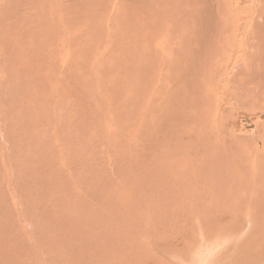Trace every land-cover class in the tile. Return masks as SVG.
<instances>
[{
    "label": "rangeland",
    "instance_id": "1",
    "mask_svg": "<svg viewBox=\"0 0 264 264\" xmlns=\"http://www.w3.org/2000/svg\"><path fill=\"white\" fill-rule=\"evenodd\" d=\"M222 1L224 0H220V3ZM257 1L255 4V0H239L238 5L227 6V13L223 16V6L219 0L4 1L5 9L0 8V26L4 28L0 31V53L4 56L6 53L5 57L2 56L3 59H9L11 53L6 51V39L15 40L11 35L25 30L27 26L28 31L32 30L29 12L37 20L42 12L50 18H60V15L53 13V7H65L67 12L75 11L69 16L70 19L67 18L66 23L71 30L75 27L77 39L83 38V45L92 42L96 48H84L85 53L92 52L93 61L89 62L93 64L96 59L93 65L97 68L101 64L102 68L98 66L99 69H93V65L87 68L81 65L83 63L80 64L81 67L72 66L64 71L67 73L64 77H70L65 89L61 91L52 85L55 89L52 92L49 88L46 90L45 86L42 89L40 85L34 90L35 81L26 78L24 74L28 71L26 66L27 70L23 72V69L11 67L7 62L0 63V242L3 240L1 236L10 241L15 239V235L8 238L2 230L3 226L11 227L12 219L9 216L4 218V210L13 207L12 214H20L16 218H23L27 228H30L28 233H31V237L28 241L31 243L25 241V235L20 232L18 240H14L10 246L15 244L20 251L30 254L32 251L27 247L35 244L43 250L36 261L30 260L24 264H45L46 260L49 261L48 264H75L78 259L80 264H168L167 258L159 253L160 248L165 245L161 240L165 237L171 244L170 234L174 232H180L182 238L191 236L192 224L195 223L197 228L205 221L207 225H203L202 235L207 243L203 250L204 254H208L207 264H217L222 250L226 249L225 242L220 248L214 236L218 230L209 226L215 223L224 224L219 230L224 234L235 228H242L245 232L241 235L250 242L248 244L264 250V112L258 110L261 107L264 109V59L249 45L260 36L264 37V16L260 18V36L254 32L255 18L259 19L260 4L264 3V0ZM54 2L59 3L57 7ZM189 3L199 8V12L194 15L195 21L191 17L184 19L186 22L183 29L180 28L183 26L181 8ZM104 6L111 9L105 10ZM78 10L86 12L87 16L95 15V18H88ZM88 10L92 13H88ZM171 11H174L173 14ZM208 18L212 21L209 24L217 31H211L209 24H206L209 33L197 46L193 31L198 36L200 25L203 27L204 19ZM81 20L89 22L81 24ZM191 23L195 24L192 28ZM186 25L190 27L186 29ZM156 29H163L164 32L160 31L163 35L171 36L168 42L172 46H165L166 44L154 39ZM189 29L190 33L187 31ZM46 44L47 41L42 45V52L54 55L56 52ZM83 51L79 53L83 56L82 61L86 60L85 64H90L86 59L87 54H82ZM48 59L50 58L47 57L46 60ZM111 67L112 70L114 67L115 70L119 68L118 71L122 74L115 75ZM85 68L89 70L87 74ZM150 77L157 78L155 80L159 85H156L155 80L149 81ZM110 78L112 81H109ZM106 79L114 83V86ZM146 79L148 84L155 83V86L150 84L151 86L147 85L148 88L145 87ZM105 82H108L107 85ZM98 85L100 90L102 87L101 92ZM150 87H153L152 91ZM93 89L94 92L91 93ZM117 89H121V92ZM43 90L42 97H45L40 102L39 95L34 94H40ZM122 90L126 93L123 94ZM143 93L147 95V100L142 97ZM37 96L39 100L36 99ZM100 97L105 101L100 100ZM108 97L112 98L107 99ZM116 97L121 99L118 101ZM73 99L77 103H73ZM86 102H89L88 107ZM260 102L262 106H257ZM142 104L145 106L142 107ZM141 107H145V110ZM107 115L108 118L105 117ZM145 118L149 120V124ZM129 141L136 142L134 144ZM251 148L254 152L252 161L249 159ZM121 150L124 151L121 153ZM176 162L191 165L190 168L197 166L199 170L193 168L191 172L188 167L191 183L187 184V191L176 187L169 194L162 193L160 191L163 186L170 189L176 183V177L170 175V165ZM250 167H253V173H250ZM14 168L17 169L16 172ZM125 182L129 185H125ZM233 183L237 184L232 185ZM123 191H126V195ZM171 194L173 195L169 197ZM174 195L176 198L173 199ZM14 196L18 199V204H14ZM126 201L138 205L129 210ZM135 211L137 214L134 216ZM232 215H235V219L239 216L241 219L228 221L227 218L233 217ZM250 215H254L256 219H251ZM233 240L235 246L229 249L241 255L240 240ZM213 243L215 246L211 245ZM112 252L119 254L111 256ZM42 255H45V259ZM225 263L227 264L226 258L222 264Z\"/></svg>",
    "mask_w": 264,
    "mask_h": 264
},
{
    "label": "bare ground",
    "instance_id": "2",
    "mask_svg": "<svg viewBox=\"0 0 264 264\" xmlns=\"http://www.w3.org/2000/svg\"><path fill=\"white\" fill-rule=\"evenodd\" d=\"M4 1H6V0H0V8H4L5 9V6H4ZM15 1V0H14ZM21 1V0H20ZM82 1V0H81ZM86 1V0H85ZM101 1H103L104 2V0H101ZM238 1L239 0H224V1H222V3H220V0H219V3L221 4V6H223V10H222V12H223V14H222V16L224 15V14H226L227 13V10H226V7L227 6H236V5H238ZM62 2V1H61ZM77 2V1H76ZM245 2H246V0H245ZM7 3V2H6ZM15 3V2H14ZM19 3V2H18ZM17 3V4H18ZM86 3V2H85ZM258 3V1L257 0H255V4H257ZM16 4V5H17ZM59 3L58 2H54V5L57 7V5H58ZM71 4H72V2H71ZM75 4V3H74ZM96 4V3H95ZM25 5V4H24ZM73 5V4H72ZM71 5V6H72ZM88 5V4H87ZM90 5V4H89ZM92 5H94V4H92ZM199 5V4H198ZM91 6V5H90ZM102 6H103V4H102ZM110 6V5H109ZM166 6V5H165ZM169 6V5H168ZM260 16H259V19H257V18H255V30H254V32H256V33H258L259 34V36H260V29H261V24H260V18L261 17H263L264 16V13H263V9H264V3L263 4H260ZM7 7L8 6H6V10H7ZM16 7V6H15ZM21 7H23L22 6V4H21ZM53 7V6H52ZM105 7V6H104ZM103 7V8H104ZM171 7V6H170ZM200 7V6H199ZM24 8V7H23ZM61 8V7H60ZM111 9V7H107V9ZM15 9V8H14ZM17 9L19 10V7H18V5H17ZM25 9V8H24ZM56 9V8H55ZM54 9V7H53V13H56V14H58V15H60V18H62L61 19V21H59V19L60 18H56V17H52V18H50V16H47L46 15V13H44V12H42L41 14H40V16H39V20H37L36 19V17L34 16V14L33 13H31V12H29L30 13V16L32 17L31 18V20H32V22H31V24L30 25H32L31 27H32V30H29L28 31V26L26 27L27 28V30H26V28H25V30H23V31H18V32H16L15 34H13V35H11V36H14L15 37V40H10V38H7L6 39V41H5V43H4V45H5V48H6V51H7V53H10V55H9V59L6 57V60L5 59H3L2 58V56H4V54H1L0 53V63H5V62H7L8 64H10L11 65V67L12 66H17L18 68V70H20V69H23V72H24V70H27L26 69V67L28 68V71H25L26 73H24L25 75H26V78H29V79H33L34 81H35V85L33 86V89L34 90H36V89H38V85H40V87L42 88V89H45V88H43L44 86L46 87V90H47V88H49V89H51L52 90V92L53 91H55V89H54V87L52 86V85H54V86H56V87H58V88H60L61 89V91H63L64 89H65V87H66V85L69 83L67 80H70V77L68 76L67 78H65L64 76L65 75H67V73L66 72H64V71H67V70H69L72 66H75V65H79L80 66V64L81 63H83V64H81L82 66L84 65L85 67H87L88 68V66L89 65H95V60L96 59H94V62H92L93 64H91V62H89V60L90 61H93L92 60V52L90 53V51H89V53L87 54V53H85L83 50H84V48H86V49H88L89 50V48H87V47H90V49L92 48V47H94V44H92V42H90V43H88L87 45H83L82 44V41L80 40V38L79 39H77V34H76V31H74V28L75 27H72V30L70 29V25H67L68 23H66V21H67V18L69 17V16H71V14L72 13H74L75 11H73V12H67L66 11V8L64 7L63 9H56L55 10ZM97 9V8H96ZM106 9V7H105V10H107ZM112 9H113V7H112ZM70 10H72V9H70ZM82 10V9H81ZM77 11V12H79V13H81V14H84V15H86L87 16V13L86 12H83V11ZM85 10V9H84ZM87 10V9H86ZM85 10V11H86ZM98 10V9H97ZM165 10V9H164ZM169 10V9H168ZM181 10H182V15H181V17L183 18L181 21H182V24H183V26H180V28H183V29H185V20L184 19H186V18H189V17H191V20H193V21H195V19H193L194 18V15L195 14H197L198 12H199V8H197V7H195V6H192L190 3L189 4H187V5H185L183 8H181ZM99 11V10H98ZM88 13H92L91 11H87ZM167 12V11H166ZM172 12V11H171ZM174 12V11H173ZM173 12H172V14H173ZM249 12V11H248ZM15 13H17V12H15ZM98 12H95V14H97ZM104 13H105V16H107V13L104 11ZM168 13V12H167ZM36 14H38V13H36ZM35 14V15H36ZM103 14V13H102ZM0 15H1V11H0ZM83 15V16H84ZM100 15V14H99ZM104 15V14H103ZM176 15V14H175ZM73 16V15H72ZM82 16V17H83ZM104 16V17H105ZM1 17V16H0ZM26 17V16H25ZM74 17H75V15H74ZM82 17H79V18H82ZM88 18L90 17H92V18H95V15H94V17L93 16H91L90 14L87 16ZM100 17H102V15L100 16ZM115 17H117L116 15H115ZM220 16H218V18H219ZM20 20H21V18H19ZM55 19L57 20V21H55ZM69 19H70V17H69ZM76 19V18H75ZM74 19V20H75ZM78 19V18H77ZM100 19V18H99ZM106 19V18H105ZM74 20H72V21H74ZM107 20V19H106ZM108 20H109V18H108ZM198 20H199V23H201V21H200V18L198 17ZM213 20H215V19H213ZM16 21H18V20H15V22ZM62 21H64V22H62ZM79 21V20H78ZM179 21V20H178ZM203 21V20H202ZM220 21V20H219ZM219 21H214V23H218ZM76 22V21H75ZM87 22H89V20L87 21V20H84V21H82L81 20V24H85V23H87ZM109 23L110 22H112V21H108ZM204 22H205V24H203V27L200 25V29H201V31H200V29H198L199 30V35L198 36H196L195 35V33H196V31H193V33H194V40H195V42L196 43H198L199 41H201L202 39H205V37H207V35L206 34H208L209 32H208V30L210 29L211 31H214V32H216L217 30H216V28H213V26L211 25V24H209L210 22H212L209 18H208V20L207 19H204ZM19 23V22H18ZM0 24L2 25V23H1V21H0ZM12 24V23H11ZM39 24V26L37 27V25ZM116 24H117V22H116ZM119 24V23H118ZM171 24V23H170ZM169 24V25H170ZM194 23H191V28H192V26H195V24L193 25ZM202 24V23H201ZM206 24L208 25V27H209V29H208V27H206ZM19 25V24H18ZM17 25V29H18V26ZM28 25V24H27ZM100 25H102V24H100ZM76 26V25H75ZM80 26H82V25H80ZM113 26H115V25H113ZM121 26V25H120ZM30 27V26H29ZM47 27V28H46ZM76 27H79V26H76ZM87 27V26H86ZM105 27V26H104ZM188 27H190L189 25H186V29L188 28ZM227 27V26H226ZM2 28L3 27H1L0 26V31L2 30ZM11 28V27H10ZM21 28H23V27H21ZM92 28V27H91ZM102 28V30L104 29V30H106L105 28H103V27H101ZM110 28V27H109ZM190 28V29H191ZM211 28H213V29H211ZM4 29V28H3ZM9 29V28H8ZM12 29V28H11ZM115 29H117V27L115 28ZM119 29V28H118ZM190 29L189 30H187L189 33H190ZM16 30V29H15ZM50 30V31H49ZM79 31V30H78ZM88 31V30H87ZM161 32H164L165 30H163V29H161L160 30ZM159 30H157L156 29V31H155V33H156V35H155V38L154 39H156L157 41H159V42H161L162 44H166L165 46H167V45H170V46H172L171 44H170V42H168V39L171 37L170 35H163L161 32H160ZM3 32H4V30H3ZM12 32V31H11ZM40 32H43V33H40ZM180 32V31H179ZM116 33V32H115ZM178 33V32H177ZM184 33V32H183ZM8 34V33H7ZM10 34V33H9ZM12 34V33H11ZM172 34H174V33H172ZM46 35H47V38H46ZM113 35V34H112ZM157 35H159L158 36V38H157ZM182 35H184V34H182ZM211 35H212V33H211ZM1 36V35H0ZM173 36V35H172ZM176 36V35H175ZM185 36V35H184ZM184 36L182 37V38H184ZM2 37V36H1ZM116 37V36H115ZM174 37V36H173ZM46 38V39H45ZM93 38V37H92ZM181 38V37H180ZM181 38V39H182ZM3 39V38H2ZM210 39V38H209ZM86 40H87V37H86ZM179 40V39H178ZM47 41V44H48V47L49 48H51L53 51H55L56 53L54 54V55H49V54H47L46 52H42V45H43V43L44 42H46ZM100 41H103V40H100ZM115 41V40H114ZM181 41V40H180ZM94 43V42H93ZM98 43V42H97ZM103 43V42H102ZM114 43V42H113ZM200 43V42H199ZM199 43L197 44V46L199 45ZM46 44V45H47ZM96 44V43H95ZM104 44H105V42H104ZM97 45V44H96ZM107 47H108V45H107V43L105 44ZM115 45V44H114ZM185 46H186V44H184ZM250 46H252V47H254V49L257 51V52H259L260 54H259V56L260 57H262L263 59H264V37H259V38H257L255 41H254V43H252V44H249ZM0 46H1V44H0ZM76 46V47H75ZM185 46H183V47H185ZM20 47H23L22 49H19ZM103 47H105L104 45H103ZM102 47V48H103ZM176 47H178V46H176ZM102 48H101V50H102ZM111 48V47H110ZM182 48V47H181ZM187 48V47H186ZM185 48V49H186ZM41 49V50H40ZM93 49V48H92ZM94 49H96L95 47H94ZM98 49V48H97ZM100 49V48H99ZM107 49V48H106ZM109 49V48H108ZM184 49V48H183ZM103 50H105V48L103 49ZM179 50V49H178ZM81 51H83L84 53H82V54H87L86 56V59L88 58V61L87 62H89L90 64H85L86 62V60L85 59H83V60H85V61H82V55H79V53H81ZM86 51V50H85ZM109 51V50H108ZM175 51V50H174ZM177 51V50H176ZM5 52V51H4ZM95 52V51H94ZM102 52V54H104V51H101ZM100 52V53H101ZM109 52H111V50L109 51ZM185 52V51H184ZM3 53V52H2ZM96 53H99L98 51H96ZM114 53V52H113ZM41 54H43V56L41 55ZM95 54V53H94ZM201 54V53H200ZM8 55V54H7ZM96 56H97V54H95ZM112 55V54H111ZM5 56H6V53H5ZM4 56V57H5ZM96 56H94V57H96ZM47 57H49L50 59H48V61L46 60V58ZM79 57H81V59H79ZM90 57H91V59H90ZM85 58V57H84ZM102 59H103V57H101ZM102 59H101V61H102ZM114 59V58H113ZM98 60V59H97ZM99 60H100V57H99ZM115 60H117V56H116V59ZM115 60H113V61H115ZM104 61H105V58H104ZM103 62V61H102ZM116 62V61H115ZM145 62V61H144ZM147 62V61H146ZM145 62V63H146ZM117 63V62H116ZM99 64V63H98ZM93 65V66H94ZM101 65V64H100ZM100 65H98V66H100ZM24 66H26V67H24ZM97 66V65H96ZM97 66V68L95 67V68H93V69H99V67ZM102 66V65H101ZM100 66V68H102ZM103 66H105L104 64H103ZM119 66V65H118ZM195 66V65H194ZM76 67V66H75ZM81 67V66H80ZM79 67V68H80ZM107 67V66H106ZM179 67V66H178ZM14 68V67H13ZM87 68H85L86 69V71L88 70ZM90 68H92V66L90 67ZM116 68H118V67H116ZM183 68V67H182ZM185 68V67H184ZM189 68V67H188ZM107 69V68H106ZM122 69V68H121ZM176 69V68H175ZM74 70V69H73ZM111 70H112V67H111ZM114 70V71H113ZM113 70H112V73H115V75L117 74L118 75V73H119V71L118 70H120L119 68H118V70H115V67L113 68ZM123 70V69H122ZM188 70V69H187ZM191 70V69H190ZM71 71H72V69H71ZM80 71V70H79ZM78 71V72H79ZM89 71V70H88ZM88 71L86 72V74L88 73ZM106 71V70H105ZM104 71V72H105ZM15 72V71H14ZM21 72V71H20ZM81 72V71H80ZM98 72H100V71H98ZM219 72V71H218ZM107 73V72H106ZM110 73V72H109ZM108 73V74H109ZM175 73V72H174ZM213 74H214V72H212ZM18 74V73H17ZM19 74H21V73H19ZM69 74V73H68ZM119 74H122V73H119ZM191 74V73H190ZM242 74H244V73H242ZM22 75V74H21ZM76 75V74H75ZM99 75H101L102 76V74L101 73H99ZM104 75V74H103ZM110 75V74H109ZM28 76V77H27ZM55 76L57 77V79H55ZM101 76H98V78H100ZM105 76V75H104ZM240 76V75H239ZM23 77V76H22ZM82 77V76H81ZM107 77H108V75H107ZM110 77H112L111 75H110ZM114 77V76H113ZM165 77V76H164ZM167 77V76H166ZM205 77V76H204ZM203 77V78H204ZM24 78V77H23ZM26 78H24V79H26ZM79 78V77H78ZM90 78V77H89ZM102 78V77H101ZM104 78V77H103ZM106 78V77H105ZM104 78V79H105ZM117 78V77H116ZM118 78H120V75L118 76ZM174 78V77H173ZM113 79V81H114V78H112ZM124 79L125 78H123L122 79V83L124 84ZM127 79V78H126ZM156 80H157V78H155ZM155 79H151V77H150V80L149 81H153V80H155ZM161 79V78H160ZM171 79V78H170ZM169 79V80H170ZM197 79V78H196ZM75 80V79H74ZM102 80L103 79H101V82H102ZM107 80V79H106ZM116 80V79H115ZM155 80V83H156V85L158 84L157 82L158 81H156ZM162 80V79H161ZM25 81V80H24ZM27 81H30V80H27ZM108 81V80H107ZM109 81H112L111 80V78L109 79ZM108 81V82H109ZM146 81V83H145V85H143V86H145V87H147L148 88V86L147 85H150L151 83H147V79L145 80ZM160 81V80H159ZM73 82V81H72ZM104 82V81H103ZM108 82H105V84L107 85V83ZM121 82V81H120ZM126 82V81H125ZM190 82V81H189ZM202 82V81H201ZM31 83H32V81H31ZM71 83V82H70ZM110 83V82H109ZM155 83H152L153 85L155 84ZM192 83V82H191ZM195 83V82H194ZM199 83V82H198ZM42 84V85H41ZM94 84V82H92L91 83V85H93ZM105 84H104V86H105ZM110 84H114V83H110ZM122 84V85H123ZM151 84V85H152ZM169 84V83H168ZM175 84V83H174ZM243 84V83H242ZM121 85V84H120ZM121 85V86H122ZM126 85V84H125ZM150 85V86H151ZM159 85V84H158ZM239 85H241V83L239 84ZM238 85V86H239ZM245 85V84H244ZM77 86V85H76ZM108 86H110L109 84H108ZM114 86V85H113ZM128 86V85H127ZM155 86V85H154ZM171 86V85H170ZM201 86V85H200ZM118 86H116V88H117ZM197 87V86H196ZM201 87H203V86H201ZM241 87H242V85H241ZM247 86H245V88H246ZM98 89H99V85H98V87H97ZM115 88V89H116ZM122 88V87H121ZM146 88V89H147ZM150 88H152L151 89V91L153 90V87H150ZM150 88H149V90H150ZM195 88V87H194ZM198 88V87H197ZM239 89H240V87H238ZM244 88V87H243ZM91 89V88H90ZM141 89V88H140ZM157 89H159V87L158 88H156V90ZM193 89V88H192ZM207 89V88H206ZM21 90V89H20ZM84 90V89H83ZM100 90V89H99ZM117 90H119V89H117ZM121 90V89H120ZM119 90V92H121ZM124 90V89H123ZM122 90V92H123V94H125L124 93V91ZM142 90H143V87H142ZM156 90H155V93H156ZM164 90V89H163ZM168 90V89H167ZM195 90H196V88H195ZM243 90V89H242ZM95 91H98V90H96L95 89ZM102 91V87H101V90H100V92ZM146 91H148V90H146ZM94 92V89H93V91L91 92V93H93ZM99 92V91H98ZM117 92V91H116ZM128 92V91H127ZM149 93H151L150 91H148ZM158 92H160V90L158 91ZM168 92H170V90L169 91H167V93ZM182 92V91H181ZM205 92V91H204ZM40 93V92H39ZM90 93V94H91ZM139 93V92H138ZM146 93V92H145ZM145 93H143V95H142V97L144 98H146L147 97V93L145 94ZM166 93V94H167ZM175 93V92H174ZM203 93V92H202ZM208 92H206V94H207ZM42 94H44V90L43 91H41V93L40 94H37V92H35V94H34V96H36V95H39V97H40V102L43 100V98L45 97L44 95H43V97H42ZM69 94V93H68ZM83 94V93H82ZM99 94V93H98ZM97 94V95H98ZM120 94V93H119ZM142 94V93H141ZM159 94L160 93H158L157 95L159 96ZM164 94V93H163ZM209 94V93H208ZM41 95V96H40ZM96 95V94H95ZM121 96H122V93L120 94ZM161 95H162V93H161ZM200 95H201V93H200ZM59 96V95H58ZM76 96H79V95H77L76 94ZM101 96V95H100ZM117 96H118V93H117ZM124 96V95H123ZM148 96H149V94H148ZM151 96V95H150ZM152 96H153V94H152ZM152 96H151V98H152ZM166 96V95H165ZM38 96H37V98L36 99H38L39 98ZM119 97V96H118ZM166 97H168V95L166 96ZM48 98V97H47ZM71 98V97H70ZM79 98H80V96H79ZM109 98H112V97H108L107 99H109ZM117 98V97H116ZM148 98V97H147ZM147 98L145 99V100H147ZM151 98H149V99H151ZM153 98H155V97H153ZM206 98V97H205ZM208 98V97H207ZM50 99V98H49ZM82 99V98H81ZM83 99H86V98H83ZM82 99V100H83ZM90 99H91V95H90ZM103 99V97H100V100H102ZM118 99V98H117ZM119 99H121V98H119ZM119 99H118V101H119ZM39 100V99H38ZM37 100V101H38ZM71 100V99H70ZM78 100V99H77ZM81 100V101H82ZM89 100V99H88ZM104 100V99H103ZM142 100V99H141ZM152 101L154 100V99H151ZM156 100H157V98H156ZM204 100V99H203ZM258 100V99H257ZM73 101V103H75L76 101L73 99L72 100ZM75 101V102H74ZM79 101V100H78ZM80 101V102H81ZM86 101V100H85ZM105 101V100H104ZM206 101V100H205ZM39 102V101H38ZM83 102V101H82ZM82 102H81V106H83V104H82ZM90 102V101H89ZM88 102V103H89ZM110 102H112V101H110ZM146 102H149V100L148 101H145V104H146ZM51 103V102H50ZM77 103V102H76ZM83 103H85V102H83ZM87 102H86V106L88 105L89 106V104H88ZM99 103V102H98ZM97 103V104H98ZM105 103V102H104ZM109 103V102H108ZM113 103V102H112ZM141 103H143V100L141 101ZM152 103H154V102H152ZM202 103H204V102H202ZM95 104H96V102H95ZM114 104V103H113ZM38 105V104H37ZM42 105V104H41ZM102 105H104V104H102ZM51 106V105H50ZM85 106V105H84ZM86 106H85V109H87L86 108ZM87 106V107H88ZM104 106H106V105H104ZM108 107H109V105H107ZM143 106H145V105H143L142 104V107ZM148 106V105H147ZM146 106V107H147ZM257 106H262V103L260 102V103H258L257 104ZM141 107V109H143ZM45 108V107H44ZM76 108L78 109V111H79V108L76 106ZM107 108V107H106ZM263 107H261V108H259L258 110H260V111H262V112H264V109H262ZM76 109V110H77ZM83 109V108H82ZM97 109V108H96ZM102 110H103V108H102ZM108 110H109V108H108ZM143 110H145V107H144V109ZM148 110V109H147ZM77 111V112H78ZM96 111H98V110H96ZM261 112V113H262ZM80 113V112H79ZM152 113V112H151ZM82 114V113H81ZM80 114V115H81ZM105 114H107V113H105ZM116 114V113H115ZM144 114H146L145 112H144ZM148 114V113H147ZM72 115V113L70 114V115H68V116H71ZM80 117V116H79ZM81 117H83V114H82V116ZM93 117V116H92ZM106 118H108V115L107 116H105ZM140 117V116H139ZM138 118V117H137ZM148 118H149V115H148ZM32 119V118H31ZM146 119V118H145ZM144 119V120H145ZM146 120H148V119H146ZM73 121V120H72ZM72 121H71V124H72ZM108 121V120H107ZM137 121V120H136ZM153 121V120H152ZM77 122V121H76ZM103 122V121H102ZM109 122V121H108ZM139 122V121H138ZM141 122V121H140ZM145 122V121H144ZM24 123V122H23ZM36 123V122H35ZM80 123V122H79ZM75 124V123H74ZM144 124H146V123H144ZM148 124H149V120H148ZM35 125V124H34ZM26 126V125H25ZM143 127V126H142ZM145 127V126H144ZM80 128V127H79ZM29 129H30V127H29ZM39 129V128H38ZM140 129H142V128H140ZM25 130V129H24ZM132 130V129H131ZM130 130V131H131ZM29 131V130H28ZM34 131V130H33ZM79 131V130H78ZM135 131V130H134ZM71 132V131H70ZM76 132V131H75ZM128 133V132H127ZM79 134V133H78ZM77 134V135H78ZM34 135V134H33ZM15 136V135H14ZM32 136V135H31ZM38 136V135H37ZM24 136H22V138H23ZM48 138V137H47ZM124 138V137H123ZM122 138V139H123ZM25 139V138H24ZM131 139V138H130ZM161 139V138H160ZM124 140V139H123ZM133 140V139H132ZM37 141V140H36ZM52 141V140H51ZM51 141H50V143H51ZM116 141V140H115ZM137 141V140H136ZM135 141V142H136ZM129 142H131V141H129ZM135 142H131V143H134L135 144ZM138 142V141H137ZM25 143V142H24ZM46 142H44V144H45ZM48 143V142H47ZM120 143V141H118V144ZM144 143V142H143ZM142 143V144H143ZM14 144H15V142H14ZM114 144V143H113ZM147 144V143H146ZM145 144V145H146ZM4 145V144H3ZM22 145V144H21ZM52 145V144H51ZM133 145V144H132ZM138 145V144H137ZM149 145V144H148ZM147 145V146H148ZM151 145V144H150ZM134 146V145H133ZM5 147V146H4ZM53 147V146H52ZM115 147V146H114ZM125 147V146H124ZM143 147V146H142ZM2 148V147H1ZM135 148V147H134ZM49 149V148H48ZM131 149V148H130ZM137 149H138V147H137ZM141 149V148H140ZM12 150H14V149H12ZM119 150V149H118ZM3 151V150H2ZM124 150H121V153L123 152ZM143 151V150H142ZM53 152V151H52ZM115 152H117V151H115ZM132 152V151H131ZM140 152V151H139ZM9 153V152H8ZM7 153V154H8ZM38 153V152H37ZM54 153V152H53ZM120 153V154H121ZM250 155H251V157H249V159H250V161H252V159H253V156H254V152H253V150H252V148H251V150H250ZM27 155V154H26ZM25 155V156H26ZM52 155V154H51ZM249 155V156H250ZM22 156V155H21ZM20 156V157H21ZM29 156H31V155H29ZM29 156H27V157H29ZM45 156V155H44ZM129 156H130V154H129ZM13 157V156H12ZM54 158V157H53ZM53 158L51 159V160H53ZM145 158V157H144ZM23 159V158H22ZM139 159V158H138ZM186 159V158H185ZM192 159H194V158H192ZM182 160V159H181ZM183 160H184V158H183ZM74 161V160H73ZM194 161V160H193ZM13 162V161H12ZM75 162V161H74ZM173 163V162H172ZM180 163H181V161H180ZM251 163V162H250ZM12 164V163H11ZM44 164V163H43ZM46 164V163H45ZM252 164V163H251ZM42 165V164H41ZM9 166H11V165H9ZM14 166H16L15 164H14ZM13 166V167H14ZM20 166H23V165H20ZM145 166V165H144ZM13 167H11V168H13ZM39 167V166H38ZM170 167H171V172H170V175L171 176H173L174 178L176 177V183H175V185H174V187H173V185L170 187V189H165L164 188V186L161 188V191L160 192H162V193H166V194H169V192H172L176 187H179V189H181L182 191H187L186 189H187V184H189V183H191V172L193 171V168H194V170L195 169H198L199 170V168L196 166V168H195V166H193V168H190L191 167V165H187V164H184V163H182V164H179L178 162H176L175 164H172V165H170ZM188 167L191 169L190 171H189V169H188ZM16 168V167H15ZM15 168H14V170H15ZM137 169H138V167H136ZM145 168V167H144ZM5 169V168H4ZM20 169V168H19ZM42 169V168H41ZM136 169V170H137ZM141 169V168H140ZM168 169V168H167ZM251 169V170H250ZM13 170V171H14ZM17 170V169H16ZM16 170H15V172H16ZM162 170V169H161ZM230 170V169H229ZM9 171V170H8ZM41 171V170H40ZM168 171H170V170H168ZM200 171H202V170H200ZM239 171V170H238ZM249 171H250V173H253V167L251 168H249ZM146 172V171H145ZM165 172V171H164ZM167 172V171H166ZM14 173V172H13ZM18 173V172H17ZM29 173H31V172H29ZM33 173V172H32ZM31 173V174H32ZM136 173V172H135ZM139 173V172H138ZM169 173V172H168ZM121 174V173H120ZM137 174V173H136ZM140 174V173H139ZM218 174V173H217ZM126 175V174H125ZM129 175V174H128ZM138 175V174H137ZM147 175V174H146ZM152 175V174H151ZM163 175H164V173H163ZM140 176H142V175H139V177ZM5 177V176H4ZM37 177H38V175H37ZM93 177V176H92ZM98 177V176H97ZM148 177V176H147ZM1 178V177H0ZM131 178V177H130ZM130 178H129V180H130ZM163 178H165V177H163ZM203 178V177H202ZM37 179V178H36ZM106 179V178H105ZM162 180V179H161ZM168 180V179H167ZM0 181H2V180H0ZM95 181V180H94ZM124 181V180H123ZM169 181V180H168ZM128 182V181H127ZM127 182H125V185H126V183ZM132 182V181H131ZM236 182V181H235ZM1 183V182H0ZM106 183V182H105ZM130 183V182H129ZM168 183H170V182H168ZM168 183H167V185H168ZM238 183V182H237ZM237 183H233L232 185H234V184H237ZM10 184V183H9ZM128 184V183H127ZM160 184V183H159ZM6 185V184H5ZM107 185V184H106ZM129 185V184H128ZM170 185H171V183H170ZM99 186V185H98ZM100 186H101V184H100ZM124 186V185H123ZM157 186H158V184H157ZM169 186V185H168ZM239 186V185H238ZM60 187V186H59ZM103 187V186H102ZM161 187V186H160ZM3 188V187H2ZM236 188V187H235ZM11 191L13 192V189H11ZM121 191V190H120ZM5 192V191H4ZM2 193V192H1ZM126 193V191H123V194L124 195H126L125 194ZM131 195V194H130ZM173 194H171V195H169V197H171ZM200 195V194H199ZM121 197V196H120ZM126 197V196H125ZM127 197H129V196H127ZM22 198V197H21ZM173 199L174 198H176V196L174 195L173 197H172ZM172 198L170 199V201L172 200ZM201 198H203V195L201 196ZM13 201H14V204H18V199L16 198V196H14V198H13ZM21 201V200H20ZM134 201V200H133ZM138 201V200H137ZM187 201V200H186ZM199 201V200H198ZM221 201V200H220ZM220 201H218V202H220ZM136 202V201H135ZM3 203H4V201H3ZM203 203V202H202ZM208 203H211V202H208ZM213 203V202H212ZM211 203V204H212ZM126 205H127V209H129V210H131L132 208L133 209H135L136 207L135 206H137L138 204L136 203V204H134V203H127V201H126V203H125ZM189 204V203H188ZM221 204V203H220ZM119 205H121V204H119ZM210 205V204H209ZM217 205V204H216ZM107 206H108V204H107ZM140 206V205H139ZM138 206V207H139ZM172 207L174 206V205H171ZM205 206H207V205H205ZM204 206V207H205ZM120 207V206H119ZM135 207V208H134ZM189 207H190V205H189ZM125 208V207H124ZM193 208V207H192ZM206 208V207H205ZM7 209L9 210V211H7ZM12 209H13V207H7V208H5V210L4 211H6V213H5V219H6V217L7 216H9L11 219H12V223H11V227H13V229L10 227V228H8V227H4L3 226V228H2V230H3V232H4V235L5 236H7L8 238L9 237H11V236H14L15 235V239L14 240H18V236H19V234H20V232L21 233H23L24 235H25V241H28L29 239H30V234L28 233V231H29V229L27 228V223H26V221L23 219H20V218H16V217H18L20 214H18V213H15V214H12ZM212 209V208H211ZM20 210V209H19ZM137 210H139V209H137ZM223 210H225V209H223ZM222 210V211H223ZM3 211V210H2ZM118 211V210H117ZM116 211V212H117ZM1 212V211H0ZM125 212V211H124ZM224 212H227V210L226 211H224ZM124 214V213H123ZM133 214V213H132ZM137 213H136V211H135V214H134V216L136 215ZM259 214V213H258ZM21 215H23V214H21ZM205 215H206V213H205ZM237 215V214H236ZM257 215V214H256ZM125 216V215H124ZM233 217H230V218H227L228 219V221H239L241 218H240V216H239V218L238 219H235V215H232ZM260 216H263V215H260ZM224 217V216H223ZM121 218V217H120ZM139 218H140V216H139ZM169 218V217H168ZM250 218L251 219H256V218H254V215H250ZM258 218H260V217H258ZM132 219V218H131ZM219 219V218H218ZM225 219V218H224ZM28 220V219H27ZM30 220V219H29ZM28 220V221H29ZM137 220V219H136ZM139 220V219H138ZM165 220H167V219H165ZM219 220H221V218L219 219ZM259 220V219H258ZM205 221V220H204ZM203 221V222H204ZM216 221H218V220H216ZM222 221V220H221ZM224 221V220H223ZM227 221V222H228ZM1 222V221H0ZM39 222V221H38ZM120 222H122V221H120ZM159 223L161 222V221H158ZM197 222V221H196ZM211 222V221H210ZM257 222V221H256ZM256 222H255V224H256ZM6 223H8V222H6ZM6 223H5V225H6ZM30 222H28V224H29ZM152 223H154V222H152ZM155 223H156V221H155ZM166 223V222H165ZM198 223H200V222H198ZM202 223V222H201ZM209 223V222H208ZM111 224V223H110ZM157 224V223H156ZM211 224V223H210ZM263 224V223H262ZM203 225L204 226H206L207 225V222L205 221L204 223H202L201 225H199V227H197L196 228V224L195 223H193L192 224V229H191V236L189 235V236H186V237H184V238H182V237H180V232H174L173 234H170L171 236H170V238L172 239L171 240V244L167 241V239H165V237H164V239H162L161 240V242H164V246H162L161 248H160V252L159 253H161V255L162 256H164V258L166 257L167 258V263L168 264H207V255L206 254H204L203 253V250H204V247L207 245V243L205 242V240H204V237H203V235H202V227H203ZM10 226V225H9ZM112 226V225H111ZM162 226V225H161ZM209 226H213V227H215L217 230H218V232L214 235L215 237H216V240H217V242H218V245H220L221 247L220 248H222V246H223V243H224V246H225V244H226V249H225V251H223L222 250V255L218 258V261H217V264H222L223 263V260H224V258H226V260H227V264H264V250H262V249H257L256 247H253V245L251 246L250 244H248V242L249 241H247V239H245L242 235H244V230L242 229V228H235L234 230H232V231H227V233H223L222 231H219L220 229H222L223 228V226H224V224H219V223H215V225H209ZM37 227V226H36ZM120 227V226H119ZM255 227V226H254ZM263 227V226H262ZM1 229V228H0ZM106 230H107V228H105ZM112 230H113V228H112ZM143 230V229H142ZM259 230H261V229H259ZM98 231V230H97ZM96 231V232H97ZM102 231H103V229H102ZM107 231H109V229L107 230ZM177 231V230H176ZM3 232H1V233H3ZM115 233L117 232V231H114ZM169 232V231H168ZM19 233V234H18ZM41 233V232H40ZM87 233V232H86ZM111 233V232H110ZM114 233V234H115ZM152 233H154V232H152ZM162 233H163V231H162ZM78 234H79V232H78ZM96 234V233H95ZM98 234V233H97ZM151 234V233H150ZM242 234V235H241ZM99 235V234H98ZM134 235V234H133ZM155 235V234H154ZM160 235V234H159ZM72 236V235H71ZM77 236V235H76ZM84 236V235H83ZM158 236V235H157ZM162 236H163V234H162ZM165 236V235H164ZM3 237V240H1V242H0V264H24L25 262H28V261H30V260H35L36 261V259L37 258H39L38 256H39V253H42L43 252V250H42V248L41 247H39L37 244H35V245H33V246H31V247H27L28 249H30L31 251H32V253L30 254L29 252H22V251H20L17 247H16V245L15 244H12L11 246H10V244L14 241L13 239L10 241L9 239H7V238H5L4 236H1V238ZM87 237V236H86ZM106 237V236H105ZM159 237H161V236H159ZM221 237H225L226 239H224V238H221ZM250 237V235H248V238ZM53 238V237H52ZM83 238V237H82ZM99 238V237H98ZM97 238V239H98ZM152 238V237H151ZM233 238H235L238 242H239V240H240V246H241V250H242V254L241 255H239L236 251H232V250H230L229 249V247H233L234 248V246H235V242H234V240H233ZM253 238H255V237H253ZM79 239V238H78ZM94 239V238H93ZM134 239V238H133ZM157 239V238H156ZM91 240V239H90ZM96 240V239H95ZM94 240V241H95ZM106 240V239H105ZM187 240H189L190 241V243L187 241ZM249 240V239H248ZM84 241H85V239H84ZM83 241V242H84ZM98 241H100V240H98ZM116 241V240H115ZM157 241V240H156ZM159 241V240H158ZM250 241H252L251 239H250ZM254 241V240H253ZM256 241V240H255ZM18 242V241H17ZM29 242V241H28ZM216 242V243H217ZM16 243V242H15ZM26 243V242H25ZM31 242H29V244H30ZM85 243V242H84ZM95 243V242H94ZM250 243V242H249ZM100 244H103V243H100ZM166 244H168V245H166ZM228 244V245H227ZM234 244V245H233ZM254 244V243H253ZM55 245V244H54ZM80 245V244H79ZM211 245H213V246H215V244L213 243V244H211ZM76 246V245H75ZM99 246V245H98ZM82 247V246H81ZM87 248V247H86ZM97 248V247H96ZM225 248V247H224ZM37 251V253H38V255L36 254V252L34 251ZM77 249H78V247H77ZM89 249V248H88ZM100 249V248H99ZM90 250V249H89ZM97 250V249H96ZM104 250V249H103ZM262 250V251H261ZM91 251V250H90ZM101 251V250H100ZM123 252V251H122ZM157 252V251H156ZM82 253V252H81ZM86 253V252H85ZM102 253V252H101ZM158 253V252H157ZM43 254V253H42ZM88 254V253H87ZM91 254V253H90ZM99 254V253H98ZM97 254V255H98ZM106 254V253H105ZM117 254H119V253H116V252H112V254H111V256H114V255H117ZM125 254V253H124ZM92 255H93V253H92ZM94 255H96V254H94ZM129 255V254H128ZM262 255H263V258H262ZM127 256V255H126ZM233 256H235V257H233ZM42 257L45 259V255H42ZM77 257V256H76ZM95 257V256H94ZM93 257V258H94ZM107 257V256H106ZM78 258V257H77ZM99 259H101L100 257H98ZM74 259H76V258H74ZM127 259V258H126ZM148 259H150V258H148ZM79 260V259H78ZM78 260H77V262H78ZM91 259H89V261H90ZM122 260V259H121ZM88 261V260H87ZM91 261H93V260H91ZM104 261V260H103ZM107 261V260H106ZM113 261V260H112ZM142 261V260H141ZM149 261V260H148ZM76 262V263H77ZM100 262V261H99ZM108 262V261H107ZM143 262V261H142ZM150 262V261H149ZM151 262H152V260H151ZM49 263V261L48 260H46L45 261V264H48ZM73 263V262H72ZM75 263V264H76ZM79 263V262H78ZM87 264H90L89 262H86ZM30 264H34V263H30ZM70 264V263H69ZM80 264V263H79ZM83 264H85V262L83 263ZM94 264H96V263H94ZM105 264V263H104ZM117 264V263H116ZM120 264H123V263H120ZM143 264V263H142ZM148 264V263H147ZM208 264H214L213 262H210V263H208ZM226 264V263H225Z\"/></svg>",
    "mask_w": 264,
    "mask_h": 264
}]
</instances>
